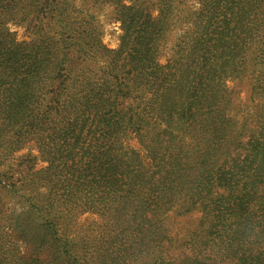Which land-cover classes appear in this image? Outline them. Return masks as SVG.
Returning a JSON list of instances; mask_svg holds the SVG:
<instances>
[{
	"label": "trees",
	"instance_id": "obj_1",
	"mask_svg": "<svg viewBox=\"0 0 264 264\" xmlns=\"http://www.w3.org/2000/svg\"><path fill=\"white\" fill-rule=\"evenodd\" d=\"M72 1L0 0V130L47 163L34 171L23 156L0 191L52 239V252L25 241L5 264H264V104L239 120L227 86L253 76L264 100V0H200L189 39L163 65L172 0H156L155 18L119 0L114 51ZM9 25L32 38L18 42ZM91 211L106 222L99 244L74 230ZM171 212L200 214L179 245Z\"/></svg>",
	"mask_w": 264,
	"mask_h": 264
},
{
	"label": "rangeland",
	"instance_id": "obj_2",
	"mask_svg": "<svg viewBox=\"0 0 264 264\" xmlns=\"http://www.w3.org/2000/svg\"><path fill=\"white\" fill-rule=\"evenodd\" d=\"M138 1L145 7L151 10L152 17L157 16V8H162L156 0H123L122 4L130 6L132 2ZM119 0H73L72 5L75 9H86L89 12L87 16L91 24L96 28L97 38L100 44L107 50H116L121 42L122 27L116 14L117 4ZM202 2V0H201ZM200 0H172L170 8L173 16L169 21L167 31L163 35V40L160 42L158 54V62L163 65L169 60L173 54L176 45L189 39L188 33L195 22V14L200 9ZM157 7V8H156ZM9 30L15 33V38L18 42L29 41L32 36L26 31L23 26L9 25ZM261 29V28H260ZM259 34V33H258ZM254 84L253 76L227 82V86L231 91L232 96V113L240 120L241 115L251 114L256 111L258 106L264 104V100L258 96L252 95ZM4 129V130H3ZM3 131V132H2ZM8 128L2 127L0 130V154L11 153L12 157L8 164L0 167V186L7 185L4 177L13 176L14 179L20 178V172L16 165L20 163L23 156H29L33 159V170L38 171L44 168L47 163L40 157L37 145L34 142L19 143L14 139L18 135H10ZM127 145L138 150L139 146L136 139L130 137ZM6 188V187H5ZM8 189V187L6 188ZM5 189V190H6ZM0 191V264L6 263V253L12 252L14 249L24 251L26 246L24 242L35 241L36 245H41L42 248H47L52 252V239L49 232L42 225L37 216L28 210L27 204L18 196L7 198L6 192ZM9 214V222L4 224L1 220L3 215ZM99 213L94 211L84 212L74 222V230L78 233L88 235L90 238L96 239L99 243L105 238L106 222ZM200 214L192 212L187 215H176L171 212L167 215L165 225L170 231L173 238L178 239L177 245L185 240V233L196 229ZM9 225V228H8ZM23 229V241L20 239V231ZM8 231V235H7ZM15 237L11 236V233ZM16 238H19L20 241ZM25 242V243H26ZM183 246L178 248L182 251Z\"/></svg>",
	"mask_w": 264,
	"mask_h": 264
}]
</instances>
